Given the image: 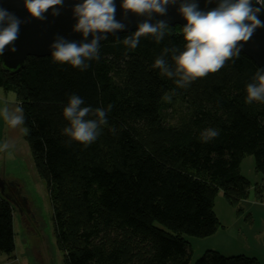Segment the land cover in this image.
Masks as SVG:
<instances>
[{"label": "trees", "instance_id": "obj_1", "mask_svg": "<svg viewBox=\"0 0 264 264\" xmlns=\"http://www.w3.org/2000/svg\"><path fill=\"white\" fill-rule=\"evenodd\" d=\"M169 26L162 42L146 35L135 49L122 40L137 28L110 33L99 60L83 71L30 56L11 74L0 60V88L14 92L23 108L64 264H190L186 235L216 233L219 192L238 206L254 188L264 202V102H245L259 65L240 52L217 72L178 88L153 67L164 47L183 49L182 26ZM166 93L170 102L162 99ZM73 94L85 106H113L89 145L63 134V108ZM208 128L219 135L204 142ZM248 154L262 175L253 186L241 171ZM15 247L13 207L0 194V253L11 256ZM193 264L261 263L208 249Z\"/></svg>", "mask_w": 264, "mask_h": 264}, {"label": "clouds", "instance_id": "obj_2", "mask_svg": "<svg viewBox=\"0 0 264 264\" xmlns=\"http://www.w3.org/2000/svg\"><path fill=\"white\" fill-rule=\"evenodd\" d=\"M255 2L260 7H253L252 0H218L215 8L202 11L196 0H180L178 11L187 21L185 26L180 27L183 49L164 47L153 67L159 69L161 75L173 79L178 88H187L197 78L217 72L227 60L239 58L241 46L238 42L248 41L256 28L264 27V23L258 18L261 9H264V0ZM176 3L177 0H123L121 8L125 12L144 15L147 19L137 26L134 33L125 36L122 43L135 49L140 38L146 35H151L157 43L162 42L166 35H171L170 26L162 20L151 23L152 14L165 15L167 6ZM62 4L63 0H24L28 13L39 20L45 19L43 14L48 9H53V16L59 15L56 6ZM115 12L113 0H83L76 4L73 14L77 23L73 31L82 33L85 39L91 34V42L77 44L57 37L50 46L53 49L52 59L86 70L89 67L88 61L99 60L101 41L107 39V34L124 29L125 25L115 19ZM20 23L13 14L0 8V55L7 45L18 38ZM10 51L15 52V47ZM169 55L173 64L166 58ZM246 92V103L264 102V69L257 68L251 82L246 85ZM162 99L170 102L171 96L166 93ZM112 107L111 104L106 108L85 106L84 100L78 95L69 96L67 105L63 108V116L68 122L63 134L70 141L84 145L95 142L102 127L108 124L107 115ZM0 115L11 128L21 126L25 121L23 108L19 106H6L0 110ZM218 135L217 129L208 128L201 133V139L208 142ZM11 146L9 141H5L0 147L7 150Z\"/></svg>", "mask_w": 264, "mask_h": 264}, {"label": "rangeland", "instance_id": "obj_3", "mask_svg": "<svg viewBox=\"0 0 264 264\" xmlns=\"http://www.w3.org/2000/svg\"><path fill=\"white\" fill-rule=\"evenodd\" d=\"M0 91V110L6 106H19L14 92ZM25 135L23 125L11 128L0 115V146L5 141L12 144L7 150L0 147V170L6 172L5 175L0 172V179L18 185L21 196L18 206L11 203L15 252L9 254L11 256L0 253V264H64L62 252L56 246L53 205L47 184L37 172ZM240 164L242 174L251 180L252 186L261 182L262 175L255 169L253 155L245 156ZM11 189L17 190L15 186ZM216 198L214 210L221 225L215 234L206 238L186 235L192 255L190 264L208 249L226 256H254L264 264V202L255 197L254 188L238 206L227 202L222 192ZM19 206L24 212L20 211Z\"/></svg>", "mask_w": 264, "mask_h": 264}, {"label": "water", "instance_id": "obj_4", "mask_svg": "<svg viewBox=\"0 0 264 264\" xmlns=\"http://www.w3.org/2000/svg\"><path fill=\"white\" fill-rule=\"evenodd\" d=\"M82 2L83 0H63L62 6H56L59 15L53 16V9H48L43 14L45 19L39 20L28 13L24 6V0H0V8L7 10L21 22L18 38L11 45H7L4 53L0 55L3 69L12 74L20 71L25 66L26 59L30 56H51L53 49L50 46L57 37H62L68 42H76L77 44L91 42V34L85 39L82 33L73 31L74 25L77 23L73 8L76 4ZM113 2L116 6L115 19L125 25L123 30L115 33L132 31L147 19L144 15H137L131 11L125 12L121 8L123 0H113ZM196 2L199 10L209 11L217 6L218 0H211V2L209 0H196ZM179 3L180 0H177L175 5L167 6L165 15L153 13L150 22L154 24L162 20L172 26L176 24L182 27L185 26L187 21L178 11ZM252 5L253 7H260L255 0H252ZM258 18L264 23V9H261ZM238 44L241 46V53L248 55L261 69H264V27L256 28L248 41H241ZM12 47H15V52L10 51ZM6 184L10 186L18 185H15L12 181L0 179V194L11 204L13 199L7 194Z\"/></svg>", "mask_w": 264, "mask_h": 264}, {"label": "flooded vegetation", "instance_id": "obj_5", "mask_svg": "<svg viewBox=\"0 0 264 264\" xmlns=\"http://www.w3.org/2000/svg\"><path fill=\"white\" fill-rule=\"evenodd\" d=\"M6 185H7L6 186L7 187V194L12 197V199L15 202L16 206H18V203H17L18 202V198H21V196H19L18 186H15L17 188V190L13 191V189H11V188H13L14 186H10L8 184H6ZM20 211L24 212V209L20 207Z\"/></svg>", "mask_w": 264, "mask_h": 264}, {"label": "crops", "instance_id": "obj_6", "mask_svg": "<svg viewBox=\"0 0 264 264\" xmlns=\"http://www.w3.org/2000/svg\"><path fill=\"white\" fill-rule=\"evenodd\" d=\"M0 90H2V89L0 88ZM0 92H1V91H0ZM0 94H1V93H0ZM0 172H1L2 175H5V173H6V172H3L2 170H0ZM2 172H3V173H2Z\"/></svg>", "mask_w": 264, "mask_h": 264}, {"label": "bare ground", "instance_id": "obj_7", "mask_svg": "<svg viewBox=\"0 0 264 264\" xmlns=\"http://www.w3.org/2000/svg\"><path fill=\"white\" fill-rule=\"evenodd\" d=\"M3 180V179H2ZM5 181V180H4ZM6 181H8V180H6ZM13 203L15 204V202L13 201ZM18 203V202H17Z\"/></svg>", "mask_w": 264, "mask_h": 264}]
</instances>
